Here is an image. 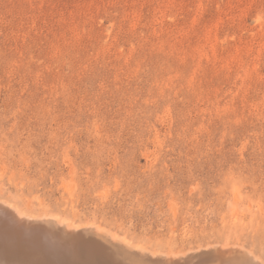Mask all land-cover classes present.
<instances>
[{
    "label": "rangeland",
    "instance_id": "1",
    "mask_svg": "<svg viewBox=\"0 0 264 264\" xmlns=\"http://www.w3.org/2000/svg\"><path fill=\"white\" fill-rule=\"evenodd\" d=\"M0 197L264 261V0H0Z\"/></svg>",
    "mask_w": 264,
    "mask_h": 264
},
{
    "label": "bare ground",
    "instance_id": "2",
    "mask_svg": "<svg viewBox=\"0 0 264 264\" xmlns=\"http://www.w3.org/2000/svg\"><path fill=\"white\" fill-rule=\"evenodd\" d=\"M47 214L50 213L26 212L19 205L0 197V264H132L97 235L102 230L99 224L77 225L55 214L54 217ZM105 230L114 234L109 229H104L103 233ZM118 235L124 243H133L127 236ZM118 235H114L116 240ZM133 244L143 257L152 259L154 264H161L158 262L162 256L158 251L139 243ZM208 245L201 248L202 252L165 251L168 255L166 264H264L261 257L243 245L220 244L213 248Z\"/></svg>",
    "mask_w": 264,
    "mask_h": 264
}]
</instances>
